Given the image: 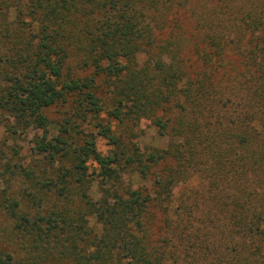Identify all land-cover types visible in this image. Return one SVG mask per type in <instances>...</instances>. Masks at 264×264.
I'll use <instances>...</instances> for the list:
<instances>
[{
  "label": "trees",
  "instance_id": "obj_1",
  "mask_svg": "<svg viewBox=\"0 0 264 264\" xmlns=\"http://www.w3.org/2000/svg\"><path fill=\"white\" fill-rule=\"evenodd\" d=\"M0 128L24 264H264V0H0Z\"/></svg>",
  "mask_w": 264,
  "mask_h": 264
},
{
  "label": "rangeland",
  "instance_id": "obj_2",
  "mask_svg": "<svg viewBox=\"0 0 264 264\" xmlns=\"http://www.w3.org/2000/svg\"><path fill=\"white\" fill-rule=\"evenodd\" d=\"M139 60L141 63H143V61L145 60V56L140 55ZM38 133L34 130H31L28 133V135H23L17 140V145L16 143L15 145L17 146L16 147L17 150H19V154L13 155L12 163L21 162L25 165L32 163L33 159L35 158V156H33L34 155V150H33L34 140L36 139V136ZM4 137L5 136H4L3 129L0 128V144L2 143ZM153 140L159 146H164L167 142V138L159 139L156 131L149 124H145L144 133L141 136V141L143 144H149ZM8 144L9 145H8L7 151L9 153L7 152V156L8 158H11L12 151L10 150V148L14 146V142H10ZM98 147H99V150L103 153H107L108 148H109L106 144V141L101 138L98 139ZM22 182H23V178L21 177L14 178L12 182L13 190L18 191L20 188H22L23 187ZM191 184H192V187H198L199 181L193 180ZM5 186H7L5 182L4 183L0 182V192L1 190H3ZM259 191H262V190L259 188ZM8 225H9L8 219L5 217V215H3L0 212V252L4 251L5 249H9L11 252H13V254H15L18 264L20 263L24 264L26 261V254L23 251V249L18 248L19 242L17 243V242H11L7 240L6 234L4 233V230H6L9 227Z\"/></svg>",
  "mask_w": 264,
  "mask_h": 264
}]
</instances>
